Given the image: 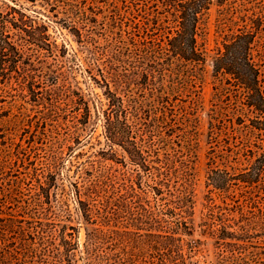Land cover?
<instances>
[{
  "label": "rangeland",
  "instance_id": "rangeland-1",
  "mask_svg": "<svg viewBox=\"0 0 264 264\" xmlns=\"http://www.w3.org/2000/svg\"><path fill=\"white\" fill-rule=\"evenodd\" d=\"M209 1L197 39L207 62L192 66L160 51L173 32L157 0H0V25L21 13L36 22L19 37L7 23L13 46L0 53V264H92V234L136 264H264V172L240 182L259 157L253 115L210 66L224 38L261 18L264 75V0ZM106 84L133 96L150 160L192 201L190 213L173 209L191 227L179 241L148 235L158 228L147 211L166 209L152 197L151 209L113 201L110 226L81 218L76 189L95 178L153 185L105 139Z\"/></svg>",
  "mask_w": 264,
  "mask_h": 264
},
{
  "label": "trees",
  "instance_id": "trees-1",
  "mask_svg": "<svg viewBox=\"0 0 264 264\" xmlns=\"http://www.w3.org/2000/svg\"><path fill=\"white\" fill-rule=\"evenodd\" d=\"M163 9L166 23L163 29L172 31L171 37H166L165 46L161 48L165 54L171 55L176 61L184 62L192 66L202 65L207 62L206 52L198 44L200 24L202 17L209 8V0H157ZM221 3V0L218 1ZM20 18L12 17L11 21L1 22L0 25V53L5 52V46H13L8 34L7 23L17 31V36L21 32H28L27 27L33 28L36 22H28L24 14H19ZM28 19V18H27ZM29 24V25H27ZM172 25V26H169ZM263 27V19H250L249 27L244 26L237 33L224 38L221 47H218L214 56L210 60L211 74L214 80L225 86L233 87V90L241 91V105L247 113L253 115L248 119L250 127L257 133L259 157L257 158L252 172L242 174V183H250L251 177L257 179L264 172V75L261 68V61L256 59L255 47L256 37ZM170 35V33H169ZM86 72H88L86 70ZM108 109L103 111L105 139L110 145L119 146L128 156L130 164L138 167L141 171L149 175L153 185L141 183L134 187L133 183L124 179L123 183L117 184L115 176L95 178L86 184L84 191H77V202L83 208L80 211L81 218L88 224L100 226H110L115 219L116 211L112 208L113 201L128 199L130 204L144 203L151 209L149 197L155 202H162L163 211L151 212L148 210V220L151 226L158 228L155 233L148 235L154 238V243L159 246L162 242L179 241L177 235H187L191 227L188 222L179 219L183 218L185 211L179 217H175L174 208L181 205L183 210L188 207L190 213L192 201L186 197L183 185H171V173L167 169V163L161 161L157 155L156 161L150 160L154 145L146 141L145 127L141 126L138 116V105L132 95L110 92L106 84ZM116 86V85H115ZM117 87H115L116 89ZM243 122L240 118L238 119ZM83 197V200H81ZM183 203H189L186 206ZM169 211V213H165ZM156 213H158L156 215ZM168 218H173L170 221ZM99 229H96L97 231ZM102 231V230H100ZM105 233L112 234L107 230ZM102 243L95 236L91 235L85 247V252L90 256L92 264H136L131 257L116 255L101 250ZM171 246V245H170ZM168 251L169 247L163 249Z\"/></svg>",
  "mask_w": 264,
  "mask_h": 264
}]
</instances>
